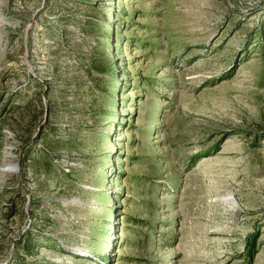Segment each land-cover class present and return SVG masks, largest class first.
Instances as JSON below:
<instances>
[{"label": "rangeland", "instance_id": "374dc122", "mask_svg": "<svg viewBox=\"0 0 264 264\" xmlns=\"http://www.w3.org/2000/svg\"><path fill=\"white\" fill-rule=\"evenodd\" d=\"M0 264H264V0H0Z\"/></svg>", "mask_w": 264, "mask_h": 264}]
</instances>
